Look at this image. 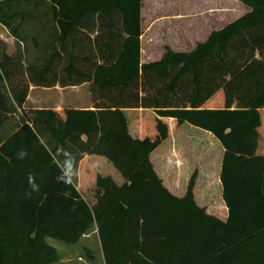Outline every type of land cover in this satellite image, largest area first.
Returning a JSON list of instances; mask_svg holds the SVG:
<instances>
[{"label": "trees", "instance_id": "trees-1", "mask_svg": "<svg viewBox=\"0 0 264 264\" xmlns=\"http://www.w3.org/2000/svg\"><path fill=\"white\" fill-rule=\"evenodd\" d=\"M45 1L57 50L25 68L0 50V128L31 86H57L64 56L70 86L92 83L98 102L36 110L0 142V264H56L47 238L76 245L93 227L105 264H264V0L146 64L143 0ZM18 3L0 2L16 40ZM208 173L221 190L205 198Z\"/></svg>", "mask_w": 264, "mask_h": 264}, {"label": "rangeland", "instance_id": "rangeland-1", "mask_svg": "<svg viewBox=\"0 0 264 264\" xmlns=\"http://www.w3.org/2000/svg\"><path fill=\"white\" fill-rule=\"evenodd\" d=\"M18 5L13 6L14 11L26 13L27 19L23 25L21 39L16 40L10 32L0 24V50L6 49L7 54L14 58L21 56L18 62L21 68L27 67L29 64H42L49 56L57 50L53 36L58 33L57 25L53 21L50 10L51 4L45 0H19ZM205 6L215 5L217 0H145L147 19L144 22L145 37L143 41L142 63H148L151 58L162 52L165 47H169L179 52H191L199 43L205 42L212 31L220 30L224 26L236 21L245 14L240 13V7L247 8L237 0H219L228 6L224 13H216L215 16L205 12ZM165 4V7L163 6ZM198 5V6H197ZM197 13L195 14V9ZM168 11L170 15L181 14L188 15L195 19L196 34H174L171 32L163 33L166 24L163 23L164 15L161 13ZM240 13V14H239ZM154 23L153 28L150 24ZM20 24V18H17L13 25ZM171 26V24H170ZM169 29V26H168ZM96 33L92 32L90 37H85L88 43L89 38L93 40ZM36 41L38 44H36ZM68 64V57L64 56L56 66L57 70V86L53 88L31 86L29 97H31L26 105V109L16 111L14 115L9 117L5 125L0 128V142L11 133L14 126H18L28 120L34 111L51 108L55 105V101H59V109H69L72 106H93L95 107L98 94L92 92V83H80L77 86L70 84L79 83L68 79L64 68ZM48 102V103H47ZM98 102V101H97ZM54 107H57L55 105ZM61 107V108H60ZM194 133L201 135L200 130L192 128ZM202 132V131H201ZM202 137H205L204 133ZM207 157V156H206ZM211 161V157H209ZM197 166L199 172L204 167V162L198 161ZM193 167V166H192ZM202 172V171H201ZM210 173V172H209ZM208 173V175H209ZM209 176H214L210 174ZM201 185V184H200ZM221 190V187H218ZM47 242L55 247L64 263L61 264H104L103 255L100 249V240L96 227H93L90 233L85 236L79 244L67 245L63 241L47 238ZM92 254V257L90 256Z\"/></svg>", "mask_w": 264, "mask_h": 264}, {"label": "crops", "instance_id": "crops-1", "mask_svg": "<svg viewBox=\"0 0 264 264\" xmlns=\"http://www.w3.org/2000/svg\"><path fill=\"white\" fill-rule=\"evenodd\" d=\"M3 1H6V0H0V2H3ZM217 1L218 2L215 5H211L209 7L205 6V2L206 1L205 2L203 1L204 8L206 10L205 12H208V14H210L212 16H215L216 13H224L225 12L224 9L225 8L227 9L228 6H230V5L224 4L223 2H219V0H217ZM143 2H144V10H143V29H144V34H143V36L141 38V53H142V50H143V44L142 43L144 41L145 30H146L145 26H144V22H145V20L148 17L147 14H146V11H145L146 2H145V0H143ZM163 6L165 7V4ZM238 7L241 8V11H239L240 13H242V14L244 13L245 14L246 12H248V8H243V7H240V6H238ZM197 9H198V7L194 11L195 14L197 13ZM161 14L164 15V16L162 18H160V19H162V21H164L163 23L166 24V29H165V31L164 30L162 31L163 33L166 32V34H167V32H171L172 31L173 34L175 32H177L178 34H196V32H197L196 31V25H195L196 21H195V19L193 20L192 17H190L188 15H181V14H176V13H174L173 15H170L168 13V11H163ZM170 24H171V26H170ZM150 26H151V28H153L154 23H151ZM168 26H169V29H168ZM30 98L31 97H28V100L26 101L23 109H26V105H27V103H28ZM58 103H59L58 100L55 101V105H57V107H54L55 106L54 105L51 108H45V109L63 110V109H59V107H58L59 104ZM69 109L94 110L95 108L93 106L91 107L89 105L81 106V105H77L76 104L75 106H72ZM20 126H21V124L18 125V126H14L12 131H11V133L8 135V137L11 136L14 132H16ZM8 137H6V138H8ZM4 140H2L1 142H3ZM207 178L208 179L206 180V188H205V191H204V197L205 198H207V197L212 195L211 194L212 189L215 188V190H216V189H218V187H221L219 173L218 174L217 173L214 174L213 177L212 176H208ZM220 209H221L220 215L222 217L223 216L226 217L227 210L224 207V205L221 204L220 205ZM211 210L215 211V210H217V208H211ZM100 249H101V244H100ZM101 254L103 255L102 250H101ZM103 262L105 264L104 256H103ZM61 263H64V262L62 261V258H61L60 253H59V261L56 264H61Z\"/></svg>", "mask_w": 264, "mask_h": 264}, {"label": "clouds", "instance_id": "clouds-1", "mask_svg": "<svg viewBox=\"0 0 264 264\" xmlns=\"http://www.w3.org/2000/svg\"><path fill=\"white\" fill-rule=\"evenodd\" d=\"M20 155L23 156L24 153H20ZM66 176H67V173H66V171H64V175L59 177V179L63 180L66 184L67 183H71V180L67 179ZM29 183H30V185L32 186L33 189L38 190V186L33 182L31 177H29Z\"/></svg>", "mask_w": 264, "mask_h": 264}]
</instances>
